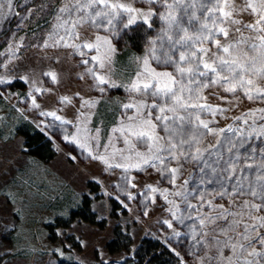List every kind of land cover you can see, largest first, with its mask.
<instances>
[{
    "label": "snow or ice",
    "instance_id": "1",
    "mask_svg": "<svg viewBox=\"0 0 264 264\" xmlns=\"http://www.w3.org/2000/svg\"><path fill=\"white\" fill-rule=\"evenodd\" d=\"M15 16L24 22L39 18L35 46L71 49L84 67L79 78L89 77L96 92L123 88L128 94L118 126L103 144L100 129L88 127L98 100L77 93V107L61 97L58 104L75 108L73 120L56 110L39 115L46 118L44 127L62 126V140L91 160L122 170L126 188L136 187L127 175L132 170L157 174L159 183L137 195L147 203L163 198L169 219L161 224L172 232L166 243L185 249L181 264H264V0H0V24ZM128 30L142 31L144 42L139 70L124 86L108 73L113 38ZM6 46L11 60L24 40ZM5 71L13 69L0 61V86L14 79L29 83L26 76L9 79ZM43 75L56 80L53 73ZM206 90L227 94L217 98L229 107L208 104ZM41 91L33 87L25 94L32 109L40 107ZM245 100L261 106L226 115L234 102ZM20 115L27 119L24 111ZM221 119L231 123L220 126ZM116 142L123 147L115 149ZM189 166L192 172L183 179Z\"/></svg>",
    "mask_w": 264,
    "mask_h": 264
},
{
    "label": "rangeland",
    "instance_id": "2",
    "mask_svg": "<svg viewBox=\"0 0 264 264\" xmlns=\"http://www.w3.org/2000/svg\"><path fill=\"white\" fill-rule=\"evenodd\" d=\"M25 2L33 0H16L17 5ZM40 2L35 0L37 4ZM18 20L21 21L19 30ZM38 21L39 18L24 22L20 16H15L0 24V53H3L0 61L13 69L10 74L5 71L4 75L9 79L21 76L29 79L28 84L14 79L11 86H0V117H3L0 120V264H100L101 260L121 264L129 255L132 258L128 264H141L138 250L148 246L146 241L161 244L166 254L172 256L169 257L172 264H181L185 249L175 241L171 245L166 243L172 232L161 224L169 219L163 198L147 203L137 195L147 186L159 183L157 174L152 169L132 170L127 175L133 178L136 187L126 188L122 170L91 160L86 152L64 142L62 126L44 127L47 121L39 115L40 111L56 110L69 120L75 119V108L57 102L67 96L78 107L80 100L75 94L79 93L82 98L99 101L89 110L88 127L100 129L103 144L112 136L111 130L118 126L121 104L128 102V94L123 88H109L103 95L96 92L89 77L79 78L84 75V67L79 63L80 57L71 54V49L36 47L40 42L33 33L40 31ZM19 38L24 40V47L9 60L13 53L6 45ZM143 42L142 31L128 30L113 38L116 52L108 75L115 84L127 86L134 78L139 70L136 58L142 55ZM46 72L55 74V82L43 75ZM33 87L42 90L36 95L38 109L31 108L30 98L25 95L31 93ZM204 94L208 104L229 107L228 102L217 98L227 94L212 95L208 90ZM260 106L246 100L234 102L226 115H240L249 107ZM21 111L27 119L21 118ZM227 123L231 120H220V126ZM22 125L33 128L32 134L35 131L42 134V149L37 152L51 156L49 159H38L32 152L37 149L27 147L24 132L28 128L20 132ZM121 147L123 145L116 142L114 148ZM25 161L29 166L22 168ZM191 172L192 168L187 167L183 179H188ZM160 186L168 187L167 184ZM126 193L136 198L127 199ZM84 204L96 215L98 224L84 217L72 221V213ZM116 232L121 235L116 237ZM116 238L124 250L111 253L108 244Z\"/></svg>",
    "mask_w": 264,
    "mask_h": 264
},
{
    "label": "trees",
    "instance_id": "3",
    "mask_svg": "<svg viewBox=\"0 0 264 264\" xmlns=\"http://www.w3.org/2000/svg\"><path fill=\"white\" fill-rule=\"evenodd\" d=\"M27 128L31 134L28 131L24 132L26 131ZM19 131L25 133L24 136L26 137L27 147L30 148L35 147V149H37L35 151L33 150L32 152L36 155V157H38V159L41 158L47 160L51 157V156H47V157L43 156L42 154L37 152L40 149H42L41 143L43 142L42 139H44L42 134L36 131L35 133L32 134L33 128L25 125H22V127L19 128ZM36 146H39V148H37ZM90 213L91 212L88 211V206L84 204L83 206L82 205L79 206L78 209H75V211L72 213L71 219L73 221L76 217H81V218L84 217L86 221L93 224H98L96 215ZM117 235L119 236L121 234H119V232H116V237ZM146 243L148 244L146 248L142 246L138 250V257L140 259L141 264H172L171 260L169 259V257L172 256H170V254H166V252L162 249L161 244H158L156 242L155 244H152V242L150 241H146ZM108 248L111 253H117L119 251L124 250L122 244L119 241V238L118 239L116 238L112 242H110L108 244Z\"/></svg>",
    "mask_w": 264,
    "mask_h": 264
}]
</instances>
